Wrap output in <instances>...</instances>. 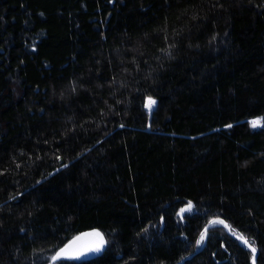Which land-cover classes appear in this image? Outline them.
Masks as SVG:
<instances>
[{"label":"trees","instance_id":"trees-1","mask_svg":"<svg viewBox=\"0 0 264 264\" xmlns=\"http://www.w3.org/2000/svg\"><path fill=\"white\" fill-rule=\"evenodd\" d=\"M258 118L264 0H0V264H264Z\"/></svg>","mask_w":264,"mask_h":264},{"label":"snow or ice","instance_id":"snow-or-ice-1","mask_svg":"<svg viewBox=\"0 0 264 264\" xmlns=\"http://www.w3.org/2000/svg\"><path fill=\"white\" fill-rule=\"evenodd\" d=\"M155 101H153L151 98L148 99L146 107L151 110L153 104ZM250 124L253 128L256 127H264V118H258L250 121ZM193 208V205L191 202L188 203V205L181 209L180 215L183 216L185 212H190ZM213 224L220 223L224 224L223 220H214L212 221ZM225 227L229 228L230 231L234 232V234L237 235V238L242 241L246 246H248L251 250V253L253 256H255V253L257 249L253 246L254 242H250L247 238H245L242 234L235 233L234 229H231L229 225L225 224ZM208 233V229L206 228L200 235L199 240L197 241V244H201L205 241L206 236ZM85 237H89L88 241L86 243L80 244L78 242L84 240V237H76L74 241H72L70 244L65 245L64 248L60 249L55 256L52 257L53 261H58L62 259H77L79 256L83 255L84 251H99L103 245L105 244L104 236L96 231L92 233L84 234ZM253 264H255V261H253Z\"/></svg>","mask_w":264,"mask_h":264},{"label":"water","instance_id":"water-1","mask_svg":"<svg viewBox=\"0 0 264 264\" xmlns=\"http://www.w3.org/2000/svg\"><path fill=\"white\" fill-rule=\"evenodd\" d=\"M212 221H214V220H212ZM212 221H210L209 222V224L206 226V228L207 229H209L212 225H214L213 223H212ZM225 224L226 225H228L226 222H224V224H223V226H224V228H225V231L227 232V234H229L230 236H233L235 239H237L239 242H241L242 243V241L240 240V239H238L237 238V236H235V235H233L232 233H231V231L229 230V228H227V227H225ZM87 233H92V232H87ZM87 233H83V234H81V235H79V236H77V237H84V240H82V241H80V242H78V243H80V244H83V243H86L87 241H88V239H90L89 237H85V235L84 234H87ZM206 238H207V236H206ZM76 238H74L72 241H74ZM72 241H70L69 243H67L66 245H68V244H70ZM205 243H206V239H205V242H204V244H203V246H202V248L200 249V250H202L203 248H204V246H205ZM242 244H244V243H242ZM245 245V244H244ZM65 247V246H64ZM64 247H62V248H64ZM248 247V246H247ZM61 248V249H62ZM249 248V247H248ZM250 249V248H249ZM101 250V249H100ZM99 250V251H100ZM199 250V251H200ZM99 251H84V253H83V255H81V256H79V258H77V259H62V260H58V261H54V262H59V261H85V260H88L89 258H91V257H93L95 254H97ZM56 255V254H55ZM256 258H257V253H255V264H256Z\"/></svg>","mask_w":264,"mask_h":264},{"label":"rangeland","instance_id":"rangeland-1","mask_svg":"<svg viewBox=\"0 0 264 264\" xmlns=\"http://www.w3.org/2000/svg\"><path fill=\"white\" fill-rule=\"evenodd\" d=\"M153 107H154V104H153L151 110L153 109ZM148 109H149V108H148ZM204 242H205V241H204ZM204 242H203V244H204ZM202 246H203V245H202ZM201 248H202V247H201ZM201 248H200V249H201ZM101 249H102V248H101ZM200 249L196 250L195 253L199 252ZM100 251H101V250H100ZM195 253H194V254H195ZM194 254H193V255H194Z\"/></svg>","mask_w":264,"mask_h":264}]
</instances>
